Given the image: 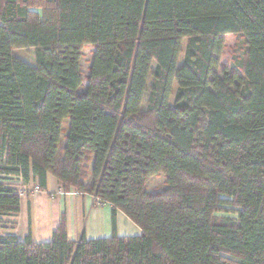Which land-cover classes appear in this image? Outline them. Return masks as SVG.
I'll return each instance as SVG.
<instances>
[{
    "label": "trees",
    "instance_id": "1",
    "mask_svg": "<svg viewBox=\"0 0 264 264\" xmlns=\"http://www.w3.org/2000/svg\"><path fill=\"white\" fill-rule=\"evenodd\" d=\"M50 174L113 234L74 241L62 215L47 242L0 233V264H264V0H0V217Z\"/></svg>",
    "mask_w": 264,
    "mask_h": 264
},
{
    "label": "crops",
    "instance_id": "2",
    "mask_svg": "<svg viewBox=\"0 0 264 264\" xmlns=\"http://www.w3.org/2000/svg\"><path fill=\"white\" fill-rule=\"evenodd\" d=\"M62 215L66 217L68 236L74 241L82 236L93 239L113 234L110 204L98 202L93 194L62 192L59 181L51 174L46 188L22 198L18 215L0 217V233L15 234L20 241L30 234L35 242H47L53 238ZM116 232L121 236L138 235L141 228L125 213L117 211Z\"/></svg>",
    "mask_w": 264,
    "mask_h": 264
},
{
    "label": "rangeland",
    "instance_id": "3",
    "mask_svg": "<svg viewBox=\"0 0 264 264\" xmlns=\"http://www.w3.org/2000/svg\"><path fill=\"white\" fill-rule=\"evenodd\" d=\"M187 39H184L183 41V49L185 48L186 41ZM238 40V35L237 34H227L226 35V47L224 49V54L222 55L221 58V67L226 66L230 67L231 66V59L233 57L234 53V46L237 44L236 42ZM113 45H111L110 49H113ZM92 53H93V46L91 44H87L83 47V59H82V70L84 75H88L89 73V66L92 58ZM15 54L18 55L19 57L23 58L30 64L35 63V52L32 48L28 49H22V48H16L15 49ZM182 58V54H181ZM180 58V59H181ZM108 63V61H107ZM86 83V81H85ZM148 97V93L145 96V100ZM70 125V119H66L64 121L63 127H64V132L62 134V139L65 142L66 141V132L68 131V127ZM216 155V154H215ZM167 186L166 184V175L164 173H160L157 175L152 176L146 185V189L149 192H157L161 191Z\"/></svg>",
    "mask_w": 264,
    "mask_h": 264
},
{
    "label": "built area",
    "instance_id": "4",
    "mask_svg": "<svg viewBox=\"0 0 264 264\" xmlns=\"http://www.w3.org/2000/svg\"><path fill=\"white\" fill-rule=\"evenodd\" d=\"M31 187L29 188L28 186H21L20 189H19V193L21 195V197L23 198L24 196L27 195V192L30 190V192L32 193H37L39 191H41L42 189L40 188V186L38 184H31L30 185ZM63 192V191H62ZM73 193H77L75 191H71Z\"/></svg>",
    "mask_w": 264,
    "mask_h": 264
}]
</instances>
